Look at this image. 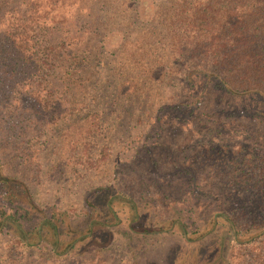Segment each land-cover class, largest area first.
<instances>
[{
    "label": "rangeland",
    "instance_id": "374dc122",
    "mask_svg": "<svg viewBox=\"0 0 264 264\" xmlns=\"http://www.w3.org/2000/svg\"><path fill=\"white\" fill-rule=\"evenodd\" d=\"M107 40L84 99L52 126L36 115L38 89L0 66V159L12 179L0 184V264H264V94L189 114L191 106L164 103L184 78L167 69L157 84L117 52L119 35ZM77 126L89 130L79 136ZM116 196L135 202L136 219L121 201L108 208ZM10 216L28 240L40 233L32 256ZM46 220L57 227L59 257L44 251L54 240Z\"/></svg>",
    "mask_w": 264,
    "mask_h": 264
},
{
    "label": "trees",
    "instance_id": "16d2710c",
    "mask_svg": "<svg viewBox=\"0 0 264 264\" xmlns=\"http://www.w3.org/2000/svg\"><path fill=\"white\" fill-rule=\"evenodd\" d=\"M115 35L121 37L117 52L150 69L151 80L157 84L164 81L167 69L184 78V88H167L164 103L178 109L191 106L189 114L197 110L203 114L241 92L264 94V0H0L1 71L9 77L25 76L29 87L38 89L36 115L50 126L58 117L69 116L71 107L84 99L94 79L95 52ZM111 69L105 70L108 85L115 77V67ZM113 84L114 89L118 83ZM120 87L128 94L124 82ZM195 87L206 91L204 99ZM46 130L42 124L38 133L45 136ZM88 130L77 126L71 131L82 136ZM10 182L0 159V184ZM115 201L129 206L132 219L137 218L134 201L116 196L108 208ZM14 217L5 221L12 224L22 248L32 256L40 233L36 232V240H28ZM215 223L213 218L205 232H194V238L201 239ZM44 224L51 225L54 234L51 249L44 251L51 258L59 257L54 251L57 227L50 220Z\"/></svg>",
    "mask_w": 264,
    "mask_h": 264
}]
</instances>
